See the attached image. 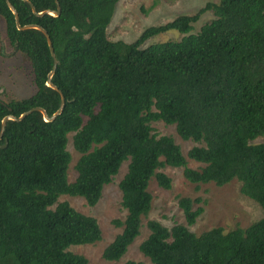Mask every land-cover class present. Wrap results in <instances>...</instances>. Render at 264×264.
Returning a JSON list of instances; mask_svg holds the SVG:
<instances>
[{
    "label": "trees",
    "instance_id": "1",
    "mask_svg": "<svg viewBox=\"0 0 264 264\" xmlns=\"http://www.w3.org/2000/svg\"><path fill=\"white\" fill-rule=\"evenodd\" d=\"M18 24L42 27L56 59L50 82L64 97L61 112L44 121L32 111L20 121L7 120L0 138V264H86L67 250L100 239L92 216L73 209L60 195L82 197L93 206L102 186L128 160L118 182L121 230L101 257L116 261L139 234L150 209L151 177L164 189L170 178L156 171L181 167L189 183L222 186L232 179L264 213V0L206 2L192 15L180 14L149 26L126 43L106 36L118 0H57V16H35L22 0H8ZM36 12L55 10L54 0H28ZM210 10L212 18L195 33L192 23ZM4 36L13 52L28 61L34 91L24 98L0 100V120L31 107L50 116L59 105L57 91L46 86L52 59L43 34L16 29L0 0ZM176 30L178 40L143 42ZM174 124L182 140L197 145L186 156L202 166H186L172 138L151 133L149 122ZM79 153L75 177L67 181V135ZM179 197L184 224L167 228L156 220L145 225L139 251L151 264H264V215L244 228L188 230L202 212ZM123 264H143L126 260Z\"/></svg>",
    "mask_w": 264,
    "mask_h": 264
},
{
    "label": "rangeland",
    "instance_id": "2",
    "mask_svg": "<svg viewBox=\"0 0 264 264\" xmlns=\"http://www.w3.org/2000/svg\"><path fill=\"white\" fill-rule=\"evenodd\" d=\"M217 0H118L115 4L106 36L111 41L121 40L126 43L134 41L143 29L149 26L161 25L180 14L192 15L204 6L206 2ZM212 18L210 10L199 14L193 22L195 33L200 26ZM182 34L176 30H168L146 39L141 47L155 42L178 40ZM34 91L30 67L27 59L19 52H13L4 36L3 21L0 19V100L24 98ZM151 133L156 136L166 135L172 138L184 156L186 166L197 169L201 163L194 162L186 156L187 150L197 145L191 140H182L175 132L174 124H165L160 120L149 122ZM71 135H67L66 150L70 161L67 168V181L75 177L74 163L79 156L71 144ZM264 142V135L255 138L250 143ZM128 160H124L111 180L104 184L97 202L88 206L82 197L60 195L57 201H66L76 211L95 218L99 229L100 239L92 244L72 245L68 251L82 255L86 264H123L126 260L151 264L138 249L139 243L147 236L145 223L156 220L163 226L170 228L174 224H184L180 208L177 205L179 197H187L196 202L192 208L200 206L202 212L196 217L192 225L186 226L191 232L198 234L212 227H220L228 231L235 227L244 228L251 222L264 215L263 210L250 198L240 191V182L232 179L230 182L216 186L212 182L193 184L182 176L181 167L163 166L156 171L164 173L170 178V187H159L155 179L148 181L147 191L151 196L150 209L141 217L139 234L128 245L125 253L116 261H106L101 257L103 248L118 234L120 226L115 220H123L125 210L121 206V193L118 182L126 171Z\"/></svg>",
    "mask_w": 264,
    "mask_h": 264
},
{
    "label": "water",
    "instance_id": "3",
    "mask_svg": "<svg viewBox=\"0 0 264 264\" xmlns=\"http://www.w3.org/2000/svg\"><path fill=\"white\" fill-rule=\"evenodd\" d=\"M22 1H25L29 5L31 12L35 16H41L43 14H49L51 16H57L59 14V12H60V7H59V4H58L57 0H54L55 10L46 9V10H42L40 12H36L34 7L32 6V4L28 0H22ZM4 2L6 4V6H7V8L10 10V12L13 15L14 25H15L16 29L24 30V29H28V28H34V29L39 30L43 34V36L45 38V42H46L47 48H48V51H49V54H50L51 59H52L51 69L46 74L45 84H46V86H48V87L52 88L53 90L57 91V93L59 94V105H58V108L50 116H47L45 114L44 110L42 108H40V107H31V108L27 109L26 111L22 112L21 114H19L17 117H14L12 115H6V116L2 117V119L0 120V138L2 136L4 125H5V122L7 120L20 121L21 119H23L27 114L31 113L32 111H39L42 114V118H43L44 121H51L52 119H54L61 112V110L63 108V105H64V97H63V95L58 90V88L56 86H54L50 82V77H51V75H52V73H53V71L55 69V66H56V59H55V56H54V52H53L51 41H50L46 31L42 27H40L39 25H36V24H25V25L20 26L18 24V17H17V13H16L15 9L9 3L8 0H4ZM5 143L6 142L4 141V143L2 145H0V147H4Z\"/></svg>",
    "mask_w": 264,
    "mask_h": 264
}]
</instances>
